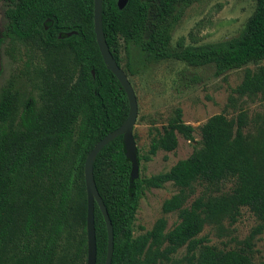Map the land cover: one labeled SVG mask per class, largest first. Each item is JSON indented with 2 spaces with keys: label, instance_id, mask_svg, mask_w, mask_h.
<instances>
[{
  "label": "trees",
  "instance_id": "trees-1",
  "mask_svg": "<svg viewBox=\"0 0 264 264\" xmlns=\"http://www.w3.org/2000/svg\"><path fill=\"white\" fill-rule=\"evenodd\" d=\"M3 1L7 24L0 45L7 43L14 61L26 56L32 77L25 99L10 87L0 97V264H85V161L125 122L128 96L100 53L94 0ZM195 1L129 0L121 10L118 0H102L106 41L130 81L151 62L213 65L220 76L264 60V0H256L239 37L173 50V32ZM237 92L264 94V68H246ZM193 132L177 109L148 153L137 150L139 164L160 150L174 151L177 135L191 140ZM201 132V146L188 158L167 172L134 181L122 135L99 152L93 173L114 228L112 264H164L184 246L189 264H264L251 255L252 240L264 230V128L253 133L241 112L236 118L214 115ZM228 179L234 189L221 193V182ZM169 182L180 190L164 201L162 211L177 212L179 221L168 231L161 217L151 230L134 236L145 189ZM195 184L206 191L188 205ZM243 207L259 220L245 247L218 249L199 237L207 224L235 223ZM95 228L97 264H105L108 234L97 205Z\"/></svg>",
  "mask_w": 264,
  "mask_h": 264
},
{
  "label": "rangeland",
  "instance_id": "rangeland-1",
  "mask_svg": "<svg viewBox=\"0 0 264 264\" xmlns=\"http://www.w3.org/2000/svg\"><path fill=\"white\" fill-rule=\"evenodd\" d=\"M255 8L256 0H197L185 9L173 32L171 47L177 51L180 46H199L239 37ZM5 9L6 4L0 0V31L7 24ZM7 47L5 42L0 45V97L3 90L10 87L25 99L31 85L32 64L26 56L20 61H14L8 55ZM121 52L124 57L123 49ZM246 68H264V60L217 76L213 65L193 67L171 59L151 62L146 65L142 75L131 78L138 100L134 136L140 154L148 153L152 139L163 132L169 120L176 116L177 109L182 111V121L194 128L191 140L181 134L177 135L178 146L174 151L160 150L151 159L141 160L140 177L167 172L179 160L188 158L201 146V128L214 115L224 114L228 118H236L239 113L245 112L253 133H258L260 127L264 128V94L243 95L237 92ZM233 189V180L221 182V193H230ZM179 190L171 182L160 188L145 189L136 213L134 236L151 230L161 217L167 219L168 231L176 225L179 221L177 212L164 214L162 205ZM205 191L204 185L195 184L194 194L187 204ZM258 224L256 216L243 207L235 223L224 220L221 225L207 224L199 237L206 236L208 244L218 249H238L245 247V240ZM252 243L253 260L264 262V230ZM186 253L184 246L171 256L170 262L164 264H189Z\"/></svg>",
  "mask_w": 264,
  "mask_h": 264
},
{
  "label": "water",
  "instance_id": "water-1",
  "mask_svg": "<svg viewBox=\"0 0 264 264\" xmlns=\"http://www.w3.org/2000/svg\"><path fill=\"white\" fill-rule=\"evenodd\" d=\"M129 0H118V7L122 10L126 7ZM94 29L97 44L104 60V63L117 77L120 84L124 88L129 100V113L125 122L116 130L107 134L101 139L88 154L84 166V180L87 195V261L86 264H97V243L95 228V206L97 205L102 213L108 234V247L105 264H112L114 254V228L109 216L107 207L97 188L93 164L99 152L112 140L118 136H123L126 157L132 164L131 180L134 181L140 176V164L138 161L137 144L134 136V126L138 117V100L134 87L129 77L114 58L110 47L106 41L103 24H102V0H94Z\"/></svg>",
  "mask_w": 264,
  "mask_h": 264
}]
</instances>
